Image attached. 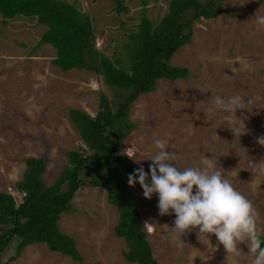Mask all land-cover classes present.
I'll list each match as a JSON object with an SVG mask.
<instances>
[{
  "label": "rangeland",
  "instance_id": "obj_1",
  "mask_svg": "<svg viewBox=\"0 0 264 264\" xmlns=\"http://www.w3.org/2000/svg\"><path fill=\"white\" fill-rule=\"evenodd\" d=\"M62 1L92 20L98 52L106 57L125 56L123 48L139 23L142 0H123L128 13L120 15L111 0ZM169 2L146 0V14L154 24L167 13ZM221 4L227 13L194 22L190 43L171 57L170 64L186 68L189 78L160 80L154 92L132 103L129 119L136 127L121 144V153L134 148L136 160H130L146 171L157 151L155 139L176 153L181 169L197 166L201 156L214 155L233 186L252 201L264 237V174L257 168L255 175L249 163L264 162V146L256 142L264 135V28L251 21L264 3L223 0ZM45 28L22 16L0 17V190L12 195L17 204L22 195L15 184L22 179L25 160L43 158L42 179L51 185L65 166L66 153L83 146L68 111L76 109L94 117L99 94L113 96L95 73L62 72L54 67L55 49L37 45ZM213 93L252 100L248 109L237 111V118L246 125L245 134L236 137L223 126L219 112L209 113L207 120L205 111L211 107ZM120 180L134 195L143 226L145 221L155 224L153 233L144 231L159 264H249L246 244L239 246V256L228 260L214 235L199 239V230L191 229L174 238L170 227H174L175 214L159 215L158 195L148 200L139 183L130 187L125 177ZM70 205V212L58 224L62 233L75 240L83 264H131L122 256L126 245L114 233L118 214L107 202L104 188L81 186ZM15 244L0 254V264H78L50 252L45 244L29 246L11 261Z\"/></svg>",
  "mask_w": 264,
  "mask_h": 264
},
{
  "label": "trees",
  "instance_id": "obj_2",
  "mask_svg": "<svg viewBox=\"0 0 264 264\" xmlns=\"http://www.w3.org/2000/svg\"><path fill=\"white\" fill-rule=\"evenodd\" d=\"M111 1L118 15L128 13L123 0ZM222 2L170 0L167 13L154 24L146 14V0H142L139 23L127 36L123 59L117 53L106 57L96 50L92 20L72 4L62 0H0L2 20L22 16L46 27L37 45L55 49L54 67L62 72L95 73L113 95L109 98L99 94L94 117L76 109L68 111L83 146L66 153L65 166L53 184L47 185L42 179L46 161L31 158L25 160L22 179L15 184L22 195L21 202L17 204L12 195L0 190V254L15 242L12 261L26 247L45 244L50 252L83 264L75 240L61 232L58 222L63 214L70 212L76 191L90 185L104 188L107 202L117 211L114 233L126 245L122 254L125 261L159 264L143 229L136 199L120 180V177L127 179L138 168L121 155V144L136 127L129 115L138 97L154 92L160 80L189 78L186 68L170 64L171 57L190 43L194 22L227 13ZM123 95L124 99L118 101ZM261 239L264 241V237Z\"/></svg>",
  "mask_w": 264,
  "mask_h": 264
},
{
  "label": "clouds",
  "instance_id": "obj_3",
  "mask_svg": "<svg viewBox=\"0 0 264 264\" xmlns=\"http://www.w3.org/2000/svg\"><path fill=\"white\" fill-rule=\"evenodd\" d=\"M262 11L264 6L251 19L258 28H264ZM209 102L211 107L205 111L207 120L209 113L219 112L223 126L228 127L236 137L246 133L244 120L237 118V111L248 109L251 99L246 100L239 94L224 96L213 93ZM256 142L264 146V135ZM153 145L157 151L150 159L149 170L141 165L128 174L127 182L130 187L139 183L143 196L148 200L154 194L158 195L160 216L175 214L174 227H170L171 235L179 238L191 229H198L199 239L205 235L207 238L214 235L218 239L228 254V260L232 255L239 256V246L246 244L249 264H264V241L258 228L259 213L252 201L224 175L225 171L217 164L216 157L201 156L197 166L181 169L176 163V153L170 151L163 140L155 139ZM121 155L136 160L132 147L125 149ZM249 163L254 173L258 168L264 174V162L257 164L251 160ZM143 229L153 233L154 222L145 221Z\"/></svg>",
  "mask_w": 264,
  "mask_h": 264
},
{
  "label": "crops",
  "instance_id": "obj_4",
  "mask_svg": "<svg viewBox=\"0 0 264 264\" xmlns=\"http://www.w3.org/2000/svg\"><path fill=\"white\" fill-rule=\"evenodd\" d=\"M32 246H35V245H32ZM29 247V246H28ZM27 248V247H26Z\"/></svg>",
  "mask_w": 264,
  "mask_h": 264
}]
</instances>
